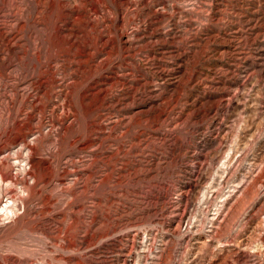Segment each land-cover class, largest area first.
I'll return each mask as SVG.
<instances>
[{
	"label": "rangeland",
	"instance_id": "374dc122",
	"mask_svg": "<svg viewBox=\"0 0 264 264\" xmlns=\"http://www.w3.org/2000/svg\"><path fill=\"white\" fill-rule=\"evenodd\" d=\"M0 264H264V0H0Z\"/></svg>",
	"mask_w": 264,
	"mask_h": 264
},
{
	"label": "bare ground",
	"instance_id": "6f19581e",
	"mask_svg": "<svg viewBox=\"0 0 264 264\" xmlns=\"http://www.w3.org/2000/svg\"><path fill=\"white\" fill-rule=\"evenodd\" d=\"M16 154L18 155V152H16ZM9 158H10V156L9 155H6L5 157H4V160H9ZM2 177V176H1Z\"/></svg>",
	"mask_w": 264,
	"mask_h": 264
}]
</instances>
